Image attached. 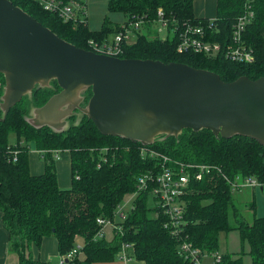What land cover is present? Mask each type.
I'll return each instance as SVG.
<instances>
[{
	"label": "trees",
	"instance_id": "obj_1",
	"mask_svg": "<svg viewBox=\"0 0 264 264\" xmlns=\"http://www.w3.org/2000/svg\"><path fill=\"white\" fill-rule=\"evenodd\" d=\"M9 1L59 38L86 50H91L89 40L107 41L120 25L104 17L97 30H90L85 22L62 20L55 10L43 9L36 0ZM193 1L107 0V12L120 13L124 20L135 15L144 16L146 20L133 39L122 43L118 57L181 62L214 72L225 82L239 76L252 80L264 77V34L261 33L264 0H216L213 27L205 30V39L217 42L221 50L215 55L178 54L175 52L177 30L185 22L199 25L206 22L193 16ZM247 8L252 16L245 25L241 41L251 48L253 60L231 61L223 56L222 49L230 43L236 18ZM157 9L168 21L164 38L156 36V30H150ZM172 27L177 30L172 32ZM2 84L0 74V94ZM58 90L56 82L51 80L49 87L32 90L30 99L22 96L0 120V221L10 245L19 247V264H41L29 260L21 250L30 244L37 246L45 236L55 238L60 254L73 248L74 238L80 236L84 258L79 262L74 257L71 259L74 264L112 259L122 243L130 246L128 257L142 260L144 264H192L180 253L182 241L190 242L199 250L200 261L203 253H217L219 234L230 231L237 232L240 250L218 252L219 257L213 264H264V215L253 213L249 220L240 217L228 182L236 177H250L264 189L263 146L246 136L221 138L207 129L192 131L188 128L177 137L159 140L160 135L146 145L178 162L211 166L200 180L189 181L183 195V224L179 225L178 234H170L162 227L163 218L153 215L156 208L148 202L146 192L135 194L123 218L114 214L123 196L134 192L137 177L153 168V160L140 155L141 144L102 135L85 116L76 125H72L74 116L69 117V127L59 133L47 127L34 128L24 120L30 105H42ZM83 94L84 104L90 90ZM31 145L42 152L41 174L28 172ZM55 151H66L69 157L70 185L67 188H59L56 183ZM96 218L120 226L119 231L113 228L110 241L98 234ZM243 244L247 245L246 252ZM243 255L249 257L248 263H244Z\"/></svg>",
	"mask_w": 264,
	"mask_h": 264
},
{
	"label": "water",
	"instance_id": "obj_2",
	"mask_svg": "<svg viewBox=\"0 0 264 264\" xmlns=\"http://www.w3.org/2000/svg\"><path fill=\"white\" fill-rule=\"evenodd\" d=\"M0 74V120L22 96L30 99L32 90L54 80L59 90L42 105H30L23 117L34 128L59 133L69 117L76 125L85 116L102 135L141 145L188 128L221 138L246 136L264 147V77L225 82L181 62L82 49L9 0H0Z\"/></svg>",
	"mask_w": 264,
	"mask_h": 264
},
{
	"label": "built area",
	"instance_id": "obj_3",
	"mask_svg": "<svg viewBox=\"0 0 264 264\" xmlns=\"http://www.w3.org/2000/svg\"><path fill=\"white\" fill-rule=\"evenodd\" d=\"M43 9L55 10L64 21H75L77 14L82 13V0H69L61 2L60 0H36ZM247 6V5H246ZM248 7V6H247ZM252 16L251 10L248 8L240 14L232 25L230 34V43L222 49V54L225 58L236 62H251L253 54L250 47L244 45L241 41V35L245 25L249 22ZM144 16L135 15L129 19H125L119 25V29L107 41L97 43L92 40L88 41L91 50L96 53H102L111 56H118L122 51V43L128 42L135 37V33L145 23ZM173 21V20H172ZM212 20H206L204 25L189 24L185 22L182 28L177 30L172 27V32L177 30V42L175 52L178 54L194 52L203 53L206 55H215L221 50L217 42H210L205 39V30L212 29ZM84 22V20L79 21ZM152 24L156 25V31H167L168 21L163 17L160 9L156 10L155 18ZM140 155L144 158L153 160V168L139 175L135 182L134 192L128 194L129 198L123 199L122 203L116 207L115 215L123 218L126 210H123L129 199L134 198L138 192H146L148 198L151 199L152 208H156L153 215H159L162 219V227L170 234L179 233V225L183 224L184 199L183 195L187 192L188 183L192 180H200L204 174L211 169L210 165L201 163H183L172 160L167 155H164L155 149L142 145ZM153 169V170H152ZM224 179H228L224 176ZM230 190L235 191L242 187H257L260 186L253 178L244 177L238 178L232 182L228 181ZM96 223L99 226V235H102V226L111 224L113 228L120 230L119 225H115L110 220L96 218ZM127 243L120 245L122 256L126 257V252L123 250L129 248ZM179 250L182 256L189 258L192 264H199V250L193 247L190 242L182 241L179 245ZM76 254V248H71L64 258L71 260ZM218 253L213 255V259L217 260Z\"/></svg>",
	"mask_w": 264,
	"mask_h": 264
},
{
	"label": "crops",
	"instance_id": "obj_4",
	"mask_svg": "<svg viewBox=\"0 0 264 264\" xmlns=\"http://www.w3.org/2000/svg\"><path fill=\"white\" fill-rule=\"evenodd\" d=\"M61 2H68L69 0H60ZM107 0H82V13H78L77 21L84 20L85 25L90 30H97L104 17H107L111 22L117 23L119 21L114 20L108 16L106 9ZM216 0H194L192 3V13L195 18H202L206 20H212L215 17ZM124 18H122V21ZM115 21V22H114ZM261 33L264 34V25L261 27ZM111 36L107 38L109 40ZM40 151L34 146H30L28 150V172L31 175L41 174L44 169V163L40 158ZM54 168L56 175V183L59 188H67L70 185V172H69V157L66 151H55L54 153ZM244 188V187H243ZM253 188V187H252ZM260 188V186L258 187ZM260 190H263L262 187ZM129 195L124 199H128ZM132 199H129L126 204H129ZM125 204V206H126ZM255 214V213H254ZM263 216V215H262ZM236 233L237 239L231 245H229L225 251L235 253L240 250V241L238 234ZM229 233V232H228ZM227 233V234H228ZM114 229L111 224H104L102 226V235L105 241H110L113 238ZM83 239L80 236H76L73 241V247L76 248V254L73 256L79 262L84 258L82 252ZM129 248L123 250L126 254L129 252ZM244 252L247 251V245L243 244ZM128 251V252H127ZM22 254L27 256L29 260L39 262L41 264H74L73 261L64 258L65 254H60L57 249L55 238L52 236L43 237L39 244L36 246L30 244L27 248L21 250ZM223 252V251H218ZM217 252V253H218ZM207 254V253H206ZM219 254V253H218ZM72 258V259H73ZM213 255L207 254V256L201 255L200 264H213ZM244 263L249 262V257L243 255ZM20 262V250L19 247H12L9 243L8 233L2 226L0 221V264H19ZM90 264H144L142 260L135 259L134 257L122 256V252L119 250L114 254L112 259L104 261H95Z\"/></svg>",
	"mask_w": 264,
	"mask_h": 264
},
{
	"label": "rangeland",
	"instance_id": "obj_5",
	"mask_svg": "<svg viewBox=\"0 0 264 264\" xmlns=\"http://www.w3.org/2000/svg\"><path fill=\"white\" fill-rule=\"evenodd\" d=\"M107 14L108 16H110L111 19L114 16L115 18L114 20L119 21L118 22L119 24L123 22L122 21L123 16L120 13L108 12ZM155 29H156V25L152 24V26L150 27L151 32H155ZM166 35L167 34L164 30L156 32V36H158L159 38H164ZM126 196H128V194L124 195L122 200ZM232 199H233V203L237 211L239 212L238 213L239 216L242 217L243 219L249 220V218L251 217V214L253 213H255L254 214L255 216L264 215V189L260 190L258 187H253V188L252 187H244V188L242 187L238 190L232 191ZM131 202H129V204H126L123 210H128ZM148 202L151 203L150 198ZM236 239H237L236 233L229 232L228 234H225L221 232L218 236V251H225L226 249H228L227 247L229 245H231L234 241L236 242ZM203 256H207V254L203 253L202 257Z\"/></svg>",
	"mask_w": 264,
	"mask_h": 264
}]
</instances>
